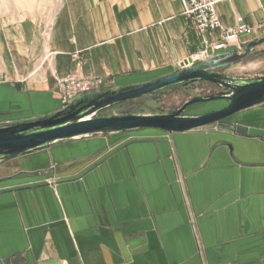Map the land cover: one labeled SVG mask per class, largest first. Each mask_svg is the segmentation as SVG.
Instances as JSON below:
<instances>
[{
  "label": "crops",
  "instance_id": "1",
  "mask_svg": "<svg viewBox=\"0 0 264 264\" xmlns=\"http://www.w3.org/2000/svg\"><path fill=\"white\" fill-rule=\"evenodd\" d=\"M213 1L223 28H252L242 45L264 37V0ZM219 36L180 0H60L48 26L0 7V122L59 109L60 79L147 82ZM239 122L264 129V105ZM0 264H264V141L142 130L9 160Z\"/></svg>",
  "mask_w": 264,
  "mask_h": 264
},
{
  "label": "water",
  "instance_id": "2",
  "mask_svg": "<svg viewBox=\"0 0 264 264\" xmlns=\"http://www.w3.org/2000/svg\"><path fill=\"white\" fill-rule=\"evenodd\" d=\"M262 51L264 37L247 42L240 51H226L194 64L187 59L177 71L147 82L82 94L47 114L1 121L0 165L71 142L142 130H154L172 137L174 134L221 129L239 137L264 141V129L239 122L245 112L264 105V75L238 77L227 74ZM197 82L209 83L222 93L186 101L172 113H108L119 104ZM214 101H224L226 105L188 113L198 104Z\"/></svg>",
  "mask_w": 264,
  "mask_h": 264
},
{
  "label": "rangeland",
  "instance_id": "3",
  "mask_svg": "<svg viewBox=\"0 0 264 264\" xmlns=\"http://www.w3.org/2000/svg\"><path fill=\"white\" fill-rule=\"evenodd\" d=\"M60 0H0L3 11L14 14L37 18L44 26H48L53 20ZM252 61V62H250ZM227 73L238 77H253L264 75V51L250 56L244 63L227 71ZM221 90L206 82H197L170 88L150 96L148 98L132 101L108 111L118 114L150 112V113H172L182 106L186 101L221 94ZM226 105L224 101H214L198 104L188 110V113H198L204 110L221 108ZM244 112V111H243Z\"/></svg>",
  "mask_w": 264,
  "mask_h": 264
},
{
  "label": "built area",
  "instance_id": "4",
  "mask_svg": "<svg viewBox=\"0 0 264 264\" xmlns=\"http://www.w3.org/2000/svg\"><path fill=\"white\" fill-rule=\"evenodd\" d=\"M180 2L183 6V14L192 20L199 36L204 37L215 31L220 33L215 42H209L203 38L201 49L188 58L192 64L226 51H240L244 46L239 41L240 36H249L252 33V28L247 26L240 17L236 18L234 26L223 28L213 0H180ZM75 57L76 55L73 56ZM57 86L60 105L64 107L77 96L98 91L101 82L67 77L58 80Z\"/></svg>",
  "mask_w": 264,
  "mask_h": 264
},
{
  "label": "trees",
  "instance_id": "5",
  "mask_svg": "<svg viewBox=\"0 0 264 264\" xmlns=\"http://www.w3.org/2000/svg\"><path fill=\"white\" fill-rule=\"evenodd\" d=\"M190 84H193V83H190ZM185 85H187V84H185ZM130 102H132V101H130ZM127 103H129V102H127ZM123 104H126V103L119 104V105H117V106H115V107L121 106V105H123Z\"/></svg>",
  "mask_w": 264,
  "mask_h": 264
},
{
  "label": "flooded vegetation",
  "instance_id": "6",
  "mask_svg": "<svg viewBox=\"0 0 264 264\" xmlns=\"http://www.w3.org/2000/svg\"><path fill=\"white\" fill-rule=\"evenodd\" d=\"M175 112V111H174Z\"/></svg>",
  "mask_w": 264,
  "mask_h": 264
}]
</instances>
